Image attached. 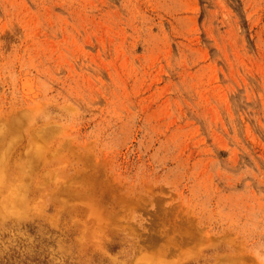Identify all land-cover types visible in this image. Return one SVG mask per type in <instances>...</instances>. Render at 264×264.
Segmentation results:
<instances>
[{
	"label": "rangeland",
	"instance_id": "obj_1",
	"mask_svg": "<svg viewBox=\"0 0 264 264\" xmlns=\"http://www.w3.org/2000/svg\"><path fill=\"white\" fill-rule=\"evenodd\" d=\"M0 139V264H264V0H0Z\"/></svg>",
	"mask_w": 264,
	"mask_h": 264
},
{
	"label": "bare ground",
	"instance_id": "obj_2",
	"mask_svg": "<svg viewBox=\"0 0 264 264\" xmlns=\"http://www.w3.org/2000/svg\"><path fill=\"white\" fill-rule=\"evenodd\" d=\"M1 141V139H0ZM7 146V145H6ZM10 146V145H8ZM12 146V145H11ZM8 148V147H7ZM5 148L0 146V183L2 181V178H3V175H4V172L6 170L5 168V165L3 163V157L5 156ZM7 150V149H6ZM11 151V150H10ZM8 169V168H7ZM16 185V184H15ZM21 185V184H20ZM19 187V186H18ZM17 191V190H16ZM19 192V189L18 191ZM5 198L3 199V202H0V211L3 209V207L6 208L7 206V203H6V199H8V202L14 204V205H20L22 203V200L19 198V196H14L13 194L9 193V194H5L4 196ZM6 211V210H5Z\"/></svg>",
	"mask_w": 264,
	"mask_h": 264
}]
</instances>
